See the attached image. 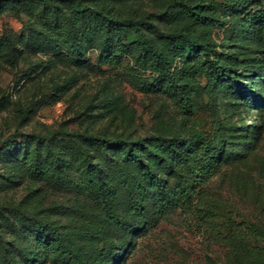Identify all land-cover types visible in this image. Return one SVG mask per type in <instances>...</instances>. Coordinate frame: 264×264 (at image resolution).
I'll list each match as a JSON object with an SVG mask.
<instances>
[{
    "label": "rangeland",
    "instance_id": "374dc122",
    "mask_svg": "<svg viewBox=\"0 0 264 264\" xmlns=\"http://www.w3.org/2000/svg\"><path fill=\"white\" fill-rule=\"evenodd\" d=\"M166 3L85 0L84 9L139 19L141 33L111 26L75 41L66 26L75 0H0V264H243L247 250L233 254L227 232L248 223L264 232V112L246 99L259 88L258 72L220 80L210 90L205 74L196 76L195 87L168 78L160 90L143 89L152 49L168 44L162 34L190 22ZM252 10L263 12L262 40L242 36L239 16L196 23L217 51L238 56L239 69L264 66V0ZM105 35L112 42L134 37L130 54L102 61ZM183 64L173 58L175 78ZM52 132L51 139L34 137ZM194 132L222 141L220 164L202 185L222 217L209 219L195 201L157 209L178 182L166 164L184 154L179 139ZM138 138L143 157L132 159L128 143ZM142 158L152 159L161 186L137 187H145ZM224 216L232 228L217 223Z\"/></svg>",
    "mask_w": 264,
    "mask_h": 264
},
{
    "label": "trees",
    "instance_id": "16d2710c",
    "mask_svg": "<svg viewBox=\"0 0 264 264\" xmlns=\"http://www.w3.org/2000/svg\"><path fill=\"white\" fill-rule=\"evenodd\" d=\"M75 1L78 7L77 11L74 12V17L67 18L66 20V26L74 29L72 38L75 41L78 38L83 40L84 36L82 35L88 36L90 33L102 31L107 33L111 26H119L121 31H127L134 37L141 33L139 19L129 17L119 20L110 16L109 10L107 12V10H102L100 7L84 9L82 5L85 0ZM166 6L168 8H180L182 13L190 19V22L185 28L162 34L168 40V44L166 47H155L152 49L154 60L146 66L149 67L148 76L150 80L144 83L143 89L147 91L160 90L161 84L168 78L169 80L173 79L174 83L181 81L179 79H184V82L181 81L182 85L189 87L193 85L195 87L197 84L196 76L205 74V87L210 90L220 80H227L229 78L234 80V78L247 71H253L258 72L256 76L259 88L257 92L251 91L247 94V104L249 106L258 105V109L264 112V94L261 93L264 90V66L258 68V70L246 67L239 69L238 56H231L232 54L217 51L215 49L216 42L204 35L202 30H197L196 28V23L198 22L211 26L225 21V19H221V16H239L243 21L242 36L249 41L262 40L260 29L262 27L261 18L263 12L261 10H252L255 6V0H167ZM147 25L150 26V24ZM79 26L81 27L80 32ZM236 33L238 36L240 35L238 32ZM134 37L129 42L122 41L120 38L112 42L108 41V36L105 35L103 39V46L105 47L102 61L113 62L121 60L123 54H130V47L135 43ZM145 41L148 40L141 41L140 45H144ZM73 53L77 56V59L81 57V50L78 48L73 49ZM196 55L200 56L196 57ZM176 56H179L185 64L188 63V66H184L183 64L184 72L182 77L178 78L174 77L176 68L171 70V62ZM191 61L193 62L191 63ZM180 100L181 103L187 106V109L191 107V104L187 102L189 98L182 96ZM55 136H57V132H52L48 135H34L39 141L51 139ZM179 142L186 147L184 154L176 160H172L171 157L170 163L166 164L167 169L178 176L175 194L161 196L157 209L162 212L167 206L184 207L185 204L195 201V203H201V209L209 219H214L213 217L219 215L222 217V212L218 210L220 209V204L215 200L211 201L202 194V185L214 174L220 164L219 154L222 148V141L219 140L218 134L214 135L211 140H206L204 134L194 132L187 138H180ZM128 145L132 159L139 156L140 158L143 157V154L137 153L139 146L142 145L140 138L128 143ZM162 145V143L155 144V149H159V146L161 147ZM195 160L197 162H194ZM139 161L145 187L140 183L137 184V187L141 190H146L151 185L161 186L162 179L156 173L154 174L151 168L152 159L147 160L142 158ZM37 166L34 164L32 170L36 173H41L38 169L39 166ZM215 211H218V213L216 214ZM216 220L220 225H227L229 228H232L234 225L229 216H224V221L221 222L218 219ZM243 223V221L240 222V224ZM240 228L233 232L230 231L231 233L227 232L226 237L229 239V243L233 242V254L238 257L242 249L240 247H244L247 253L245 256L240 255V261L243 264H264V232L262 229L258 230L257 226L249 223L244 231ZM249 238L253 239L254 242H248ZM253 260L254 263H252Z\"/></svg>",
    "mask_w": 264,
    "mask_h": 264
}]
</instances>
